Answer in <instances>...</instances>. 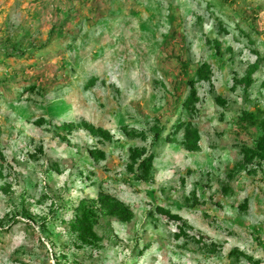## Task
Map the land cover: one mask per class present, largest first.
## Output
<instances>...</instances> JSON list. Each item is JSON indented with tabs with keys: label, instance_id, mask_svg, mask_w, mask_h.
<instances>
[{
	"label": "rangeland",
	"instance_id": "374dc122",
	"mask_svg": "<svg viewBox=\"0 0 264 264\" xmlns=\"http://www.w3.org/2000/svg\"><path fill=\"white\" fill-rule=\"evenodd\" d=\"M59 6L56 0H0V47L7 35L27 47V32L45 43ZM69 7L64 14L76 13L65 22L69 37L50 42L45 54L0 59V264H251L230 257L233 249L264 264V168L226 176L240 159L239 143H250L233 120L243 107L264 109V61L246 94L230 90L232 73L243 74L256 59L254 49L264 56V0L223 6L218 0H72ZM220 21L226 32H218ZM207 38L221 42L220 56ZM200 61L213 70L211 85L197 84L193 122L200 150L163 139L152 143L155 119L176 117L187 75ZM29 82L38 88L19 96L16 87ZM218 95L227 101L224 107ZM40 116L51 125L33 124ZM81 120L109 130L114 140L96 142L76 129L64 142L52 130ZM39 146L43 154L32 158ZM88 147L105 151L106 159L95 162ZM129 147L155 154L151 182L125 171ZM101 190L128 205L134 217L121 223L100 215L95 231L101 242L76 251L68 228L72 210ZM193 191L200 203L195 206L185 200ZM244 199L246 211L238 208ZM156 206L181 215L192 227L189 236L175 238L176 225ZM195 235L206 242L197 244ZM211 240L221 246L209 247ZM67 248L65 256L58 254Z\"/></svg>",
	"mask_w": 264,
	"mask_h": 264
},
{
	"label": "trees",
	"instance_id": "16d2710c",
	"mask_svg": "<svg viewBox=\"0 0 264 264\" xmlns=\"http://www.w3.org/2000/svg\"><path fill=\"white\" fill-rule=\"evenodd\" d=\"M54 1V0H52ZM61 3V6L58 7L57 14L52 17L51 27L49 29V34L45 43L41 45L36 39H31V35L27 32L28 43L27 47L22 44V41L13 40L14 37L7 35V37L2 41L0 47V59L7 60L9 57L17 58H28L36 53L43 54L41 51L49 46L50 42L56 40H63L69 37L72 31H67L65 29V22L74 18L76 13H67V9H70L69 3L72 0H56ZM233 0H218V4L223 6L229 4ZM234 3V2H233ZM210 5H216L215 3H210ZM233 6V4H232ZM255 14L258 13L257 10L254 11ZM61 15V16H60ZM64 15V16H63ZM63 16V17H62ZM218 26V32H226L227 29L222 27L220 21ZM26 31H29L28 28ZM175 31L173 30L170 34V37H174ZM243 33L247 36L248 41L253 44V39L245 31ZM167 37H163L161 43L167 44ZM206 42L209 47L213 50L216 56L221 55V42L214 38H207ZM228 51H231V48L227 47ZM59 52V51H58ZM255 60L249 63L243 74L238 76L236 72L232 73L231 77V87L230 90L234 91L236 88H240L241 91L246 94L253 83L255 82L254 75L258 71L261 61H264V56L257 50L254 49ZM45 54V53H44ZM28 55V56H27ZM41 56V55H40ZM180 61V66L186 68V63L180 58L176 57ZM24 72V71H21ZM14 73H18L14 71ZM13 73V74H14ZM213 74L212 67L207 61H200L196 68L188 73V78L186 79L187 94L180 101L179 107L175 108L174 113L176 112V117L168 119L165 123H161L159 119H155L156 125L152 127V143L158 142L160 139H163L166 143H175L178 142L182 148L188 152H197L200 150V140L201 135L200 131L193 122L194 115L197 114V104L200 101V97L197 91V84L199 82H207L211 85V76ZM6 77L3 78V83L6 82ZM95 78L90 79L86 83V87H90L94 84ZM1 84V83H0ZM38 84L35 82H29L27 85H20L16 87V92L19 96H22L26 93H33L37 88ZM7 89H11L6 87ZM42 88V87H41ZM45 88H43L44 90ZM3 91L0 90V93ZM217 104L221 107H224L227 104V101L223 99L220 95L215 98ZM251 108L243 107L240 112L236 115L233 120V124L236 129L249 137L250 143L243 141L238 145V153L240 159L228 169L226 176L228 179L234 177V175L243 171L248 175H254L261 171L264 168V109L260 108L259 105L254 104L250 106ZM178 110V111H177ZM33 124L42 126L44 124L51 125L50 121L45 119L43 116L36 118L33 121ZM76 129L84 130L90 137L96 139V142H112L114 140L111 132L100 126H96L85 120L79 122L66 121L58 125L53 126V132L55 136L64 142H69V135L72 134ZM123 132L127 135H133L146 139L143 132L134 133V131H128L127 128H122ZM181 135V138L178 139V136ZM87 155L89 158L93 159L95 162L105 160L106 153L105 151L96 148L88 147ZM43 154V147L39 146L36 153H31L32 158H38L39 155ZM154 161L155 154L147 147H129L128 149V161L125 163V171L132 176V179L138 182L149 183L153 180V171H154ZM224 193H228L230 188L228 185L222 187ZM189 205L195 206L200 204L194 191L192 192L191 198L185 199ZM247 199H244L241 204L238 205V208L242 211L247 210ZM72 219L68 223L69 231L74 234V245L73 248L76 251H81L87 246H95L101 242V238L95 231V226L98 224L99 216L104 215L108 217H115L121 223H128L134 217V212L131 208L120 202L116 197L110 195L105 191H99L97 195L90 200L80 198L72 210ZM155 211L168 221L173 222L176 225V233L174 234L175 238H186L188 235L186 229H191L192 227L187 223V221L179 214L171 212L169 209L156 206ZM47 219H42L39 222L40 226H45ZM194 241L202 245L204 244L205 237L202 235H195ZM209 244L214 247L221 246L214 241H210ZM67 249H58V254L63 253L65 256ZM230 257H233L235 261L241 259L245 260L247 263L251 264H260V261L253 259L251 256H248L243 251L239 249H233L230 251ZM56 262H58L56 260ZM59 264V262H58Z\"/></svg>",
	"mask_w": 264,
	"mask_h": 264
}]
</instances>
